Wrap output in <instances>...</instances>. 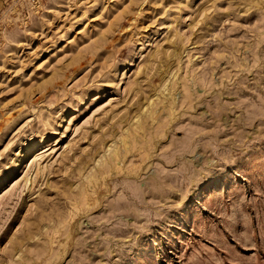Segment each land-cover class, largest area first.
<instances>
[{
	"label": "rangeland",
	"instance_id": "374dc122",
	"mask_svg": "<svg viewBox=\"0 0 264 264\" xmlns=\"http://www.w3.org/2000/svg\"><path fill=\"white\" fill-rule=\"evenodd\" d=\"M0 264H264V0H0Z\"/></svg>",
	"mask_w": 264,
	"mask_h": 264
},
{
	"label": "bare ground",
	"instance_id": "6f19581e",
	"mask_svg": "<svg viewBox=\"0 0 264 264\" xmlns=\"http://www.w3.org/2000/svg\"><path fill=\"white\" fill-rule=\"evenodd\" d=\"M166 89V88H165Z\"/></svg>",
	"mask_w": 264,
	"mask_h": 264
}]
</instances>
